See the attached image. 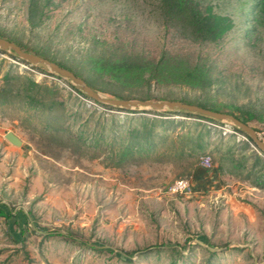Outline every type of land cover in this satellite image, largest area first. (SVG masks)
<instances>
[{"label":"rangeland","instance_id":"rangeland-1","mask_svg":"<svg viewBox=\"0 0 264 264\" xmlns=\"http://www.w3.org/2000/svg\"><path fill=\"white\" fill-rule=\"evenodd\" d=\"M200 2L231 20L219 42L167 22L160 0H0V35L107 97L251 112L264 141V6ZM13 53L0 51V207L13 216L0 215V264H208L210 251L212 264H264V155L233 124L174 115L153 151L113 158L94 131L113 136V117L124 137L143 113ZM179 179L191 188L174 194Z\"/></svg>","mask_w":264,"mask_h":264},{"label":"trees","instance_id":"trees-1","mask_svg":"<svg viewBox=\"0 0 264 264\" xmlns=\"http://www.w3.org/2000/svg\"><path fill=\"white\" fill-rule=\"evenodd\" d=\"M257 5H260L261 7H263L264 0H259ZM159 8H160L161 14L163 15V17L165 18L167 22L173 23L174 25L175 24L182 25L186 30L190 31L192 35H194L196 38L201 39L203 41L219 42L231 26V20L228 17L222 16L210 10H205L200 0H160ZM14 42L17 43L19 46H21L24 50L34 52L24 47V45L16 41ZM0 51L7 52L2 49H0ZM35 54L40 55L39 53H35ZM12 55L19 61H22L30 65L29 62L20 59V57H18L16 54L13 53ZM50 60L57 62L63 67H66L65 65H63L62 63L58 61H55L53 59H50ZM31 66L41 72L47 73V70L39 68L35 65H31ZM66 68L72 70L69 67H66ZM76 74L84 78L78 73ZM58 77L61 78L60 76ZM84 79L90 86H92L93 88H96L90 81H88L86 78ZM32 83L33 85H36V86L39 85V83L35 81H33ZM70 85L80 95H82L85 98L91 99L84 92L77 89L76 86L72 84L71 82H70ZM143 100H154V99L145 98ZM95 102L106 108L124 110V108H113L111 106L100 103L98 101H95ZM183 102H186V101H183ZM191 104H194V103H191ZM197 105L202 106L204 108H208L204 105H200V104H197ZM208 109H211V108H208ZM124 111L132 112L135 114L143 113V114H138V115H132V116H139L138 118L141 121L140 122L141 127L137 128L135 126L134 128L130 130L128 129L126 136L122 137L120 134L121 129L119 130V128H121L122 125H120L118 121L115 120V118L111 117L112 122H115L114 124H112L111 129H110L113 131V136H110V134H108L109 127L103 126L100 130L94 131L93 137L90 139L91 147H94L97 150H103V151L109 150V153L113 155V158H117L118 156L119 158L120 157L126 158L129 155L131 156L135 154L143 155L144 153H150L151 151H153L152 149H154V147L158 144L157 142L158 139L159 140L165 139L166 134H163L164 132H162V130L165 131L166 129H168V126L170 124H172L173 122H176V120H172L176 118H171V116L182 115L186 117L204 119V120L212 121L215 123L220 122V121H217L207 116H203V115L191 113V112H183V111H172V110L157 111V110H146V109L144 110L133 109V110H124ZM215 111H218V110H215ZM145 113H150V114H153L154 116H148ZM226 113L233 114L235 117L241 119L246 124H250V122L254 118L251 112L243 111L238 114L234 112H226ZM180 122H183V121H180ZM234 129L244 134L249 139V141L252 142V144L264 155V152L258 148V146L251 139V137H249L246 133H244L242 130H240L237 127H234ZM182 135H185V134H182ZM81 137L82 136H80V138ZM199 137L201 140H198L199 142L196 145V148L203 149L205 146L202 143L203 138L202 136H199ZM110 138L112 139L111 142L109 141ZM116 145L117 146L119 145V148H120L119 151L115 150ZM0 215L4 216L5 218L13 217L12 214L8 213L5 209L1 207H0ZM50 234L52 235L56 233H50ZM216 253H217L216 251H210V257L208 258V262H209L208 264H212V259ZM182 257L184 259L183 263H186L187 255L183 254ZM173 263L176 264V260Z\"/></svg>","mask_w":264,"mask_h":264},{"label":"water","instance_id":"water-1","mask_svg":"<svg viewBox=\"0 0 264 264\" xmlns=\"http://www.w3.org/2000/svg\"><path fill=\"white\" fill-rule=\"evenodd\" d=\"M0 49L5 51L14 52L20 59L29 62L31 65H35L44 70H48L58 76L72 82L77 89L84 92L92 100L106 104L111 107H118L124 109H147V110H172L183 111L200 114L213 118L217 121H225L233 124L235 127L246 133L258 148L264 152V141L260 139L258 131L250 124L244 123L241 119L235 117L233 114L215 111L212 109L204 108L197 104H191L180 100H143V99H123V98H111L103 95L97 89L90 86L86 80L78 76L72 70L61 66L57 62H54L44 56L35 54L30 51L24 50L14 41H11L5 37L0 36ZM6 138L15 145H21L22 140L13 132L9 131L6 134Z\"/></svg>","mask_w":264,"mask_h":264},{"label":"built area","instance_id":"built-area-1","mask_svg":"<svg viewBox=\"0 0 264 264\" xmlns=\"http://www.w3.org/2000/svg\"><path fill=\"white\" fill-rule=\"evenodd\" d=\"M212 160L209 155H205L202 157V164L204 166H210ZM191 188V183L187 179H179L176 180L172 186L170 187V191L174 194L183 193Z\"/></svg>","mask_w":264,"mask_h":264}]
</instances>
